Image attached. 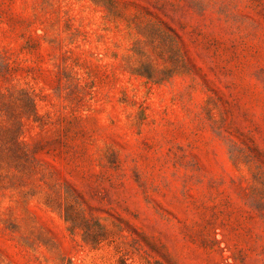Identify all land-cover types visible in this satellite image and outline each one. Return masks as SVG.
Here are the masks:
<instances>
[{
  "label": "rangeland",
  "instance_id": "obj_1",
  "mask_svg": "<svg viewBox=\"0 0 264 264\" xmlns=\"http://www.w3.org/2000/svg\"><path fill=\"white\" fill-rule=\"evenodd\" d=\"M0 264H264V0H0Z\"/></svg>",
  "mask_w": 264,
  "mask_h": 264
},
{
  "label": "trees",
  "instance_id": "obj_2",
  "mask_svg": "<svg viewBox=\"0 0 264 264\" xmlns=\"http://www.w3.org/2000/svg\"><path fill=\"white\" fill-rule=\"evenodd\" d=\"M110 1V0H108ZM90 237H92V239H94V241H98L97 239H99L97 234H93L90 230V228H85V231L83 232V238L85 240H88Z\"/></svg>",
  "mask_w": 264,
  "mask_h": 264
}]
</instances>
